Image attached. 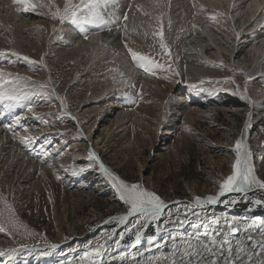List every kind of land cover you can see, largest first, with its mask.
I'll return each instance as SVG.
<instances>
[{"label": "rangeland", "instance_id": "rangeland-1", "mask_svg": "<svg viewBox=\"0 0 264 264\" xmlns=\"http://www.w3.org/2000/svg\"><path fill=\"white\" fill-rule=\"evenodd\" d=\"M252 1L248 0V4L251 3L254 11L262 16L264 0ZM68 2L71 3L70 0ZM47 3L60 6L63 14L65 0H47L45 8L49 17L33 20L36 16L33 13L24 19L26 22L35 21L36 27L33 26L34 31L31 32L25 25L22 26L16 39L17 43L20 42L19 47H15L16 44L8 39H4L0 45V52L4 53L0 55V70L5 74V79L16 76L28 78L20 80L22 90L49 93L48 96L29 95L19 104L20 108L16 113V117L20 116L19 122L16 117L8 121L14 137L21 140L23 132L19 130L22 126L29 125L33 118H43L42 123L33 128L26 137V143L23 146L21 144L22 149L29 154V166L26 167L23 162H18V165L11 164L7 154L0 157V251L4 252V255H0V260L7 258L8 253L10 255L22 248L18 247L20 245L28 249H21L22 257L14 264H26V260L30 261L27 264H48L38 258L33 260L38 253L45 260L50 259L52 264L61 255H71L68 253L77 250L97 249L109 238L112 239L105 247L111 252L134 243L136 234L144 226L146 219H140L137 223V218L131 217L122 226L126 221L121 222L118 217L125 215L126 205L119 200L115 190L99 171L98 165L89 161L87 154L90 148L113 173L129 183L142 181L145 187L157 193L164 204L177 199L195 201V197L205 198L220 193V183L232 174L237 140L242 142V157L244 147L248 145L255 175L264 180V109L258 107L259 105H252L264 98V92L259 87L264 89V78L248 81L246 84L244 76L241 75L243 73L237 70L233 62L234 56L225 48H215V52L208 55L205 61L200 55L187 52L182 45L184 36H180L181 31L177 30V25H170L169 21L173 20L166 15L162 3L164 11L158 14V19L161 20L153 21L152 18L149 24L140 28L146 41L140 39L131 46L132 50L151 61L145 62V67L150 69L148 72L140 67V62H134L141 80L132 81L131 78L117 73L112 65L105 66L103 62H94L92 58L95 55L86 50L81 55L74 53L77 49L72 38L69 43H60V39L68 38L58 34L63 29V23L51 17L50 11H55V8L50 9ZM143 6L142 0L136 9L142 13ZM40 12L44 14L45 11ZM129 24L133 29L132 23ZM222 24H219L218 32L230 33L232 29L230 30L228 22ZM227 24L229 28L226 27ZM161 32L166 49L161 48ZM191 34L192 32H188L186 35ZM241 36H245V31ZM12 53H20V57ZM220 53L224 54L222 59L225 66L218 60ZM246 54L249 59L250 52L247 51ZM23 56L37 63H29L21 58ZM128 56L131 58L130 53ZM170 63L173 64V69H170ZM155 64L168 70L160 76V70L155 69ZM188 65L204 68L210 77L203 79L192 76L186 70ZM255 68L258 66L252 64L250 70ZM7 74H11V77ZM41 85L44 87L41 88ZM199 86L217 89L221 94L209 101L203 111L197 108L199 104L189 100L180 108L179 102L174 100V93L177 91L175 89L186 93L187 87L191 90ZM53 92L55 95H52ZM117 92L120 94L116 96ZM241 94L246 98L241 99ZM61 99L64 101L63 105ZM113 99L118 105L116 113L108 121L99 124L105 111L112 105L110 100ZM0 104L3 107L4 104ZM29 105L33 112L28 110ZM23 106L26 108L25 112L21 109ZM128 112L132 117L122 116L123 120L116 119L118 115ZM11 113L1 123V132L7 126V118L13 115ZM62 114L67 115L66 120L61 118ZM175 114L179 119H175ZM251 116L255 121L253 126L249 125ZM164 132L172 135L167 142L161 141ZM60 136H65L61 142ZM64 140L71 145L66 152L62 150ZM53 141V156L47 157L50 159L46 163L40 160V154ZM30 143H38L37 155L29 153ZM9 149L10 147H5L3 152L11 155L12 149ZM56 160H62L68 166L72 163L71 167H76L78 172L74 175L73 172L69 173L72 176L69 175L66 181H60L50 169ZM29 184H33V187H28ZM258 189L260 188L253 192H250L251 189L227 195L219 200L218 206L245 211L255 204L254 201H264V190ZM194 204L196 203L181 202L171 206L162 214L160 220L150 225L154 231L147 233L156 234L168 222L199 215L212 202L205 201L203 205L208 204L205 208ZM257 208L264 210V203ZM213 225L214 221H209L203 228L196 227L192 231H206L211 237L215 235L218 241L221 233L214 230L218 223ZM211 226L212 231L209 230ZM177 231L178 237L184 235L179 233L182 230ZM5 234L12 239L7 246L2 243ZM171 245L177 244H168L169 247ZM232 245L233 248L236 247L235 244ZM243 247L247 251H254L246 249L251 248L250 245ZM151 248H144L142 252H148ZM159 252L160 249H157L152 254ZM24 256H29L30 259L25 260ZM96 260L97 258L86 259L85 263L80 264H95ZM158 260L160 258L151 260V264ZM173 260L179 262L181 259ZM70 261L69 264H78L75 260Z\"/></svg>", "mask_w": 264, "mask_h": 264}, {"label": "bare ground", "instance_id": "bare-ground-1", "mask_svg": "<svg viewBox=\"0 0 264 264\" xmlns=\"http://www.w3.org/2000/svg\"><path fill=\"white\" fill-rule=\"evenodd\" d=\"M46 1L47 0H32L33 4L35 5L34 9H32L33 11L32 10L17 11L16 8L18 7V5L13 4L12 0H0V45L3 44L4 39H8V41L12 42L13 44H16L15 47H19L18 43L20 42L17 43L16 39H18V34L21 31L22 26L24 27L25 25L28 28V30L32 32L34 31L33 26H35V21L33 20H35L36 18H40L38 20H41L42 17L45 16L47 17L49 15V12L45 8ZM54 1L60 2L61 0H54ZM143 1H144V6H143L144 11L142 13L141 11L136 9V6L138 4H141L142 0H130L126 6L121 5L120 7H122V9L117 10L116 17H120L118 26L120 27V30L122 31L123 34L126 33L128 35L125 38V43H127L129 47L133 46L135 42L139 41L140 39L143 40L144 38H146L144 37L143 33L140 31V28L146 26V24H149L148 22L152 18L153 21L154 20L156 21L158 18H160L158 17V14L164 11L163 8L165 7V5L163 7L164 4L162 2L163 0H143ZM243 1H245L244 4L247 7V10L242 14H240L238 10L235 11L234 8L232 9L230 5L226 4L228 0H169L165 10H166V15L169 14L171 16V17L169 16L170 19L173 20V22L169 21L170 25L171 23H174L175 25L178 26L179 29H182L184 31L189 30L191 25H195L196 29L194 30L196 32V35L194 36L193 39L190 40L187 39L188 41L186 40V42H184L186 44L188 43L195 49V50L193 49L190 50L191 52L196 53V55H200V57L205 61L209 57L208 55L212 54V52H215L214 50L215 48L216 49L219 48V50H223V48H225L230 51L232 57L234 56L233 62L235 63L237 70L243 73L241 75L245 77H249L248 79H252L258 73L259 66H261V68L264 67V42L262 40V37H264V11L261 16L260 14H258V12L254 11V7L251 3L248 4V0H243ZM205 2L206 4L212 3L210 6L213 7L210 8L209 12H211V14L213 15L210 17L205 16L206 10L202 6V4ZM220 2H224L225 7H221V6L216 7V5L217 4L219 5ZM75 3H77V1H75ZM103 3H104L103 0H99V4H100L99 8L103 7ZM110 5H111L110 2L106 3V7H104V9L100 13L105 14L106 10ZM41 10L45 11L44 14L40 12ZM118 11L122 12L123 15L127 13L128 19L126 20V23L122 22L121 16L119 15L120 12L118 13ZM195 11L201 13L202 17H199L198 19L195 18L194 17ZM145 12L149 13V15H144ZM33 13L36 16L32 21L29 22L24 21V19L29 18V15L30 14L32 15ZM218 13H223V15H218ZM182 17H187V19H183ZM212 17L219 19V22L221 24L223 20H226L231 27L230 30L232 29L230 33L229 32L219 33L217 30L219 24L217 25V21H215V19H212ZM106 19L110 20V18L108 17H106ZM62 23H63V29L58 34H60L63 37H67L68 39L65 40L60 39L59 41L60 43H64V44L69 43L68 41H70V38H72L73 39L72 42L76 45L75 49H77L76 51H74V53L78 52V54L81 55L84 50L88 52H92V54L95 55L92 58L94 62L96 63L103 62L105 66L112 65L117 69L118 71L117 73L124 75L128 78H131L132 81L141 80L140 77L138 76V69L133 59L125 56V54L128 53V48L125 47V43L121 45L120 42H116L117 39L120 40L121 36L119 34L115 32L112 33V31L107 27L101 29L98 28L96 25L85 24L83 22L73 24L70 19H65ZM129 23H132L131 26L133 27L134 30L130 27ZM228 24L226 25V27L229 28ZM112 25L115 24H110L108 26L113 28ZM244 31H245V36H241L242 33L244 34ZM143 32H145V30ZM244 45L250 48L248 50V52H250L249 59L246 58L247 52L243 51ZM60 51L61 50H59V52ZM121 51L123 53H121ZM222 56L224 59V54H222ZM252 64H254L256 67L258 66V68L250 70ZM186 70H188V72L192 76H196L197 78L199 77V78L207 79L208 77H210L209 73L200 66L188 65ZM217 94H221V93H217V91L212 88L199 86L193 89L188 94L178 91L174 94L175 95L174 98L178 95L181 101L189 100L190 102L197 103L199 104L197 105V108L203 111L205 105L209 101H213V98L216 97ZM110 101L112 102V105H110L103 114L102 116L103 119H100V122L98 121L99 124L101 122L103 123L104 121H108L109 118L111 119L112 117L111 115L115 114L117 111L118 105L115 104L117 102H114V99ZM178 104L180 108L184 107L183 103L179 102ZM252 105L253 107L259 105L258 107L264 109V98L262 99L260 98V100L257 103H253ZM16 106L17 105H14L13 108H5L4 105L2 107V105L0 104V130L3 129L1 128L2 126L1 123L6 121L5 120L6 116L10 112L12 113L15 112ZM122 116L132 117V114L129 112L128 114L123 113V115L121 114L118 115V118L116 119L123 120L124 117ZM133 116L136 117L135 115ZM175 119H179V116L177 114H175ZM254 123H255L254 118L251 116L249 118V125L253 126ZM169 136L171 137L172 135L169 134V132H164L161 141L162 142L163 140L166 141ZM5 147H10L9 150L12 149L11 155L6 153V151L3 152L5 150ZM245 151H249L248 145H245L243 155ZM6 154H7V158L11 161V164L13 165H18V162H23L27 167L29 166V162L31 163V160H27L29 154H27V152L22 149L19 140L17 139L13 140L12 137L3 135V131L2 132L0 131V157L1 155L5 156ZM250 163L252 166L254 165L252 157L250 158ZM50 168L54 172V175H56L57 178L60 179V181H66L68 179L67 177H69V175H72L69 173H72L73 170H76L75 168L66 165L62 160L54 162L50 166ZM29 174H31V172ZM28 187L32 188L33 184L32 185L29 184ZM234 193H241V192H234ZM209 196L210 195L206 196L205 198H201L202 203L199 204L198 206H204L203 203L205 201H208V199L206 200V198ZM258 205L259 204L255 203L253 206L247 208L245 211L241 213L232 212L231 208H222L219 207L218 205L211 207L207 206L205 211L203 213L201 212V214L199 215L190 216L185 220L179 219L173 223L171 222L166 223L164 227L160 228V230L157 231L156 234L152 235V234H148L147 232L140 233L139 236L135 237L134 243L121 246L113 252H111L108 248L105 247V245L108 244L107 243L108 241L107 242L105 241L103 246L97 248L98 250L95 251L94 249L86 250V251L81 250L78 251V253H74L71 255H65V256L61 255V257L55 259L54 263L52 264H62L63 262H67L66 264H69L71 262L70 257H74L75 261L78 264H80L85 260L84 257L82 256L83 252H86V254H88L89 256H94L95 258H97L95 264H151V260L156 258H160V260L155 261V264H161V263L169 264L173 259L183 258L184 250L188 246V244L191 243L194 245H198L200 242H202V244H205L211 241V239L208 236L203 237L202 236L203 233L200 234L199 237L198 231L195 232L192 231V229H195L196 227L203 228L204 227L203 225L208 224L209 221H214V225L215 223H218V225L214 227V230L215 232L218 231L220 233L228 232V227H227L228 225H232V226L237 225L240 229L239 235L234 238L231 237L227 238V240L230 241L231 244H235V245H237V242H239L242 246L250 245L251 248L246 247V249H252L254 250L255 253H258L260 251V248L256 247L255 249H253L252 247V241L264 240V237H261L259 234L260 225L262 222H264V211L258 209L257 208ZM161 217H162V213L158 219L152 220L151 223L160 220ZM248 225H252V226L248 227ZM177 230L179 231L182 230L179 233H183L184 235L178 237L176 235V233L178 232ZM200 230L202 229L200 228ZM209 230L212 231L213 227L212 226L209 227ZM192 234L194 236H190ZM249 236H251L252 238L251 241L248 239ZM220 239H218V241ZM11 240L12 239H10L8 235H6L2 239V243L4 246H7L8 244H10ZM172 242L176 243L178 246L171 245L169 247L168 244ZM144 248L145 249L151 248L149 251H153V252L154 250L160 249V252L159 254L158 253L152 254L153 252H149V251L142 252V249ZM21 249L22 248H18V250H15L7 258H4L3 260L1 259L0 264H14L16 261H19L20 257H22L20 256ZM24 257L23 259L25 260L30 259L29 256L25 258Z\"/></svg>", "mask_w": 264, "mask_h": 264}, {"label": "snow or ice", "instance_id": "snow-or-ice-1", "mask_svg": "<svg viewBox=\"0 0 264 264\" xmlns=\"http://www.w3.org/2000/svg\"><path fill=\"white\" fill-rule=\"evenodd\" d=\"M12 2L18 5L16 8L17 11H29L35 7L32 0H12ZM48 7L50 9L53 7L55 8V11H50V15L54 20L59 19L61 22L65 19H70L73 24L83 22L85 24L96 25L98 28L102 29L108 27L110 24L118 25L120 21V17H114L112 20H108L103 14L97 12L96 9L100 7L99 0H80L79 4H72L69 3L68 0H65L63 14H61V9L57 5L49 4ZM144 15H149V13L145 12ZM218 15H223V13H218ZM123 19H128L127 13L124 14ZM212 19H215V17H212ZM193 27H195V25H193ZM155 34L156 33H154V35ZM160 36L161 48L166 49V45L163 43L162 32ZM125 47L128 48L134 62H140V67L144 68L146 72L150 71L148 67H145V62L151 63L148 57L132 50L127 43H125ZM3 54V52H0V55ZM12 54L20 57V53ZM21 58L25 61H29V63H37L36 61L30 60L27 56ZM154 67L159 70H168L164 69L163 66L159 64H155ZM7 75L11 77V74ZM4 76L5 74L0 70V103H3L5 108H11L14 105L21 104L29 95H49L47 91L28 92L22 90L19 82L21 79L28 78L16 76L11 79H5ZM43 87L44 85H41V88ZM52 95H55V93L53 92ZM240 98L245 99L246 97L241 94ZM63 103L64 101L61 99V104L63 105ZM28 110L31 111V105L28 106ZM19 120L20 116H17L16 121L19 122ZM245 127L247 128L248 125L246 124ZM241 147V140H237L235 142L236 160L232 165V174L227 176L220 183V195L226 192H247L253 188L264 189V180L257 178L254 167L250 163L252 153L250 151H245L242 157ZM87 155L89 161L98 165L99 171L105 176L107 182L115 190L119 200L126 205L125 215L118 217L121 222L127 221L130 217L137 218V223H139L140 219L150 218L155 220L159 218L166 205L156 192L145 187L142 181L129 183L121 179L105 166L97 153L91 148ZM82 170L83 169H81V171ZM73 174H75V170H73ZM194 199L197 205L202 203L200 197H195ZM208 202L215 203V197L209 196ZM254 203L261 204L264 203V201L256 200ZM251 226L252 225H248V227ZM227 227L231 234H235L238 231V229L232 225H228ZM229 232H221V239L219 242L215 235H213L209 243L199 245V247L191 243L188 244L184 250L183 258H181L179 262L173 260L172 264H264V258H260L264 257V240L252 241L253 249L256 247L260 248L259 253L245 250L239 242H237L236 247L233 248L231 242L227 240ZM259 234L261 237H264V222L260 225ZM137 235L139 236V233H137ZM248 239L251 241V236H249ZM51 247L54 248L56 245H51ZM95 250L98 249H94V251ZM0 255H4V252L0 251Z\"/></svg>", "mask_w": 264, "mask_h": 264}, {"label": "water", "instance_id": "water-1", "mask_svg": "<svg viewBox=\"0 0 264 264\" xmlns=\"http://www.w3.org/2000/svg\"><path fill=\"white\" fill-rule=\"evenodd\" d=\"M247 138H249V133H248V135H247ZM233 193H234V192H226V193H224L223 195H220V193H218V195H210V196H212V197H215L216 201H215V203H213V204H209L208 207H211V206H217L218 203H219V199H221L222 197H224V196H226V195L233 194ZM206 199H208V197H207ZM181 202H188V203H190V204H193V202H195V201H190V200H187V199H177V200H174V201H170V202H168V203L165 204L166 207L164 208L163 212H164L165 209H167L169 206L174 205V204H177V203H181ZM219 207H224V208H226L227 206H219ZM231 210H232V209H231ZM242 211H243V210H242ZM242 211L232 210V212H236V213H239V212H242ZM263 211H264V210H263ZM163 212H162V213H163ZM151 221H152V219H147V220H146V222H145L143 228L139 231V234H140V233H144V232H146V231L148 230V228H149V226H150V224H151ZM234 227H236V228L238 229V231H237L235 234H231V233L229 232V229H228V232H229V235H228V236L231 237V238L237 237V236L239 235V231H240L239 227H238L237 225H234ZM202 233H203L202 236H208L210 239H212V237L209 236L206 232H202ZM202 233H199V234H198L199 237H200V234H202ZM136 236H138V235H136ZM110 239H111V238L107 239L106 242L109 241ZM199 245H202V242H200L197 246H199ZM78 251H79V250L74 251V252H71V253H68V254L78 253ZM82 254H83L82 256L84 257V259H87V260H93V259L95 258L94 256H89L88 254H86V252H83ZM70 259H75V258H74V257H70Z\"/></svg>", "mask_w": 264, "mask_h": 264}, {"label": "trees", "instance_id": "trees-1", "mask_svg": "<svg viewBox=\"0 0 264 264\" xmlns=\"http://www.w3.org/2000/svg\"><path fill=\"white\" fill-rule=\"evenodd\" d=\"M240 207H243V205L240 206ZM153 231H154V228H153V227H150V228L148 229V232H153Z\"/></svg>", "mask_w": 264, "mask_h": 264}]
</instances>
